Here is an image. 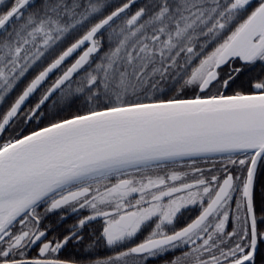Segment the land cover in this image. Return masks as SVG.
Returning <instances> with one entry per match:
<instances>
[{
  "label": "snow or ice",
  "instance_id": "1",
  "mask_svg": "<svg viewBox=\"0 0 264 264\" xmlns=\"http://www.w3.org/2000/svg\"><path fill=\"white\" fill-rule=\"evenodd\" d=\"M0 264H264V0H0Z\"/></svg>",
  "mask_w": 264,
  "mask_h": 264
}]
</instances>
